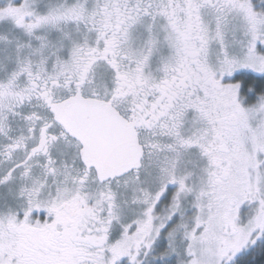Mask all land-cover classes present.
Masks as SVG:
<instances>
[{"label": "snow or ice", "instance_id": "snow-or-ice-1", "mask_svg": "<svg viewBox=\"0 0 264 264\" xmlns=\"http://www.w3.org/2000/svg\"><path fill=\"white\" fill-rule=\"evenodd\" d=\"M0 264H264V0H0Z\"/></svg>", "mask_w": 264, "mask_h": 264}]
</instances>
